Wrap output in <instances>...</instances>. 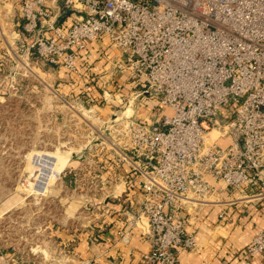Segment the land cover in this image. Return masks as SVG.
<instances>
[{
	"label": "built area",
	"instance_id": "2783aa9c",
	"mask_svg": "<svg viewBox=\"0 0 264 264\" xmlns=\"http://www.w3.org/2000/svg\"><path fill=\"white\" fill-rule=\"evenodd\" d=\"M18 16L29 38L18 58L81 75L83 53L107 39L112 70L138 87L104 146L89 150L131 168L136 226L148 223L142 264H183L182 250L197 246L185 207L210 202L216 185L264 211V0H21ZM245 253H264V229Z\"/></svg>",
	"mask_w": 264,
	"mask_h": 264
},
{
	"label": "crops",
	"instance_id": "0c3cea01",
	"mask_svg": "<svg viewBox=\"0 0 264 264\" xmlns=\"http://www.w3.org/2000/svg\"><path fill=\"white\" fill-rule=\"evenodd\" d=\"M20 1L0 0V66L9 54L18 58L19 44L23 39L29 40L18 16ZM114 55L116 50L107 39L90 45L80 61L81 75L70 74L32 56V91L43 94L48 89L55 98L83 101L87 97L104 99L106 84L113 95V106L124 107L127 99L136 97L138 87L114 73ZM94 154L89 148L73 153L63 167L61 184L58 183L66 191L64 183L68 180L71 190L69 195H57L62 206L57 215L60 226L52 230L55 243L50 248L47 245V250H54L58 261L65 264H142L143 253L150 250L145 234L148 223L144 220L136 226L142 194L129 188L131 168L127 163L116 162L104 147ZM67 173L73 174L74 179H66ZM216 186L220 189L210 202L185 207L186 231L194 235L197 246L182 250L181 261L264 264V253L254 257L245 253V248L264 229L261 201L243 200L239 192L224 189L222 184ZM4 212L0 207V214ZM96 234L101 235V241L95 240Z\"/></svg>",
	"mask_w": 264,
	"mask_h": 264
},
{
	"label": "rangeland",
	"instance_id": "374dc122",
	"mask_svg": "<svg viewBox=\"0 0 264 264\" xmlns=\"http://www.w3.org/2000/svg\"><path fill=\"white\" fill-rule=\"evenodd\" d=\"M26 61L9 54L0 66V254L7 255L0 264H65L47 250L59 225L57 195L71 190L68 180L61 190L58 175L73 153L104 146L111 114L121 115L127 106L115 108L109 98L95 105L55 98L48 89L34 92Z\"/></svg>",
	"mask_w": 264,
	"mask_h": 264
},
{
	"label": "trees",
	"instance_id": "16d2710c",
	"mask_svg": "<svg viewBox=\"0 0 264 264\" xmlns=\"http://www.w3.org/2000/svg\"><path fill=\"white\" fill-rule=\"evenodd\" d=\"M34 57H37V59H39L40 60V58L38 57V56H34ZM88 98V97H87ZM87 98H85L84 100H87ZM74 175L73 174H71V173H67L66 174V179H74V177H73ZM95 240L97 241V242H99V241H101V235L100 234H96V236H95Z\"/></svg>",
	"mask_w": 264,
	"mask_h": 264
}]
</instances>
